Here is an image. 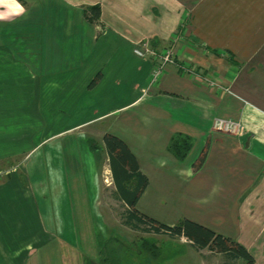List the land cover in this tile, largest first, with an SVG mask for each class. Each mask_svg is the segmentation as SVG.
Returning a JSON list of instances; mask_svg holds the SVG:
<instances>
[{"label": "crops", "instance_id": "0c3cea01", "mask_svg": "<svg viewBox=\"0 0 264 264\" xmlns=\"http://www.w3.org/2000/svg\"><path fill=\"white\" fill-rule=\"evenodd\" d=\"M95 3L100 17L91 22L83 7ZM0 12L6 17L0 20V162L17 159L23 146L31 145L26 157L43 141L74 133L94 169L86 167V176L98 181L95 207L100 212L117 200L126 210L114 185L110 196L101 187L95 161L100 152L108 161L102 136L114 134L148 179L139 212L158 220L141 203L151 185L158 196L173 186L188 211L184 218L236 240L253 264H264V0H5ZM175 36V61L196 66L224 89L174 64L152 81L154 61L136 56L135 44L149 40L162 50ZM217 118L239 122V132L214 129ZM36 131L49 133L30 144ZM176 133L192 143L183 160L166 149ZM97 136L92 148L89 141ZM59 186L55 195L64 206L55 204L70 210L73 200ZM79 193L89 196L85 189ZM48 221L35 192L9 171L0 183V264H153L160 258L140 249H105L108 237L86 254L70 236L54 233L65 222L52 213ZM167 238L189 245L195 264L222 261L184 237ZM214 256L219 262H209Z\"/></svg>", "mask_w": 264, "mask_h": 264}, {"label": "rangeland", "instance_id": "374dc122", "mask_svg": "<svg viewBox=\"0 0 264 264\" xmlns=\"http://www.w3.org/2000/svg\"><path fill=\"white\" fill-rule=\"evenodd\" d=\"M88 6L90 5H85L83 7L84 14L85 8ZM88 14L90 15V13ZM97 21H99V19ZM143 41H147L149 45L153 47L149 40ZM148 59L154 61L152 58ZM176 63L183 64L180 62ZM200 75L209 77L208 75L201 74V72ZM214 81H216L221 87L209 85L207 81H205V83L212 87L224 89L217 78L214 79ZM48 133L49 132L45 131H36L33 138H29L26 141L30 144L40 142L48 135ZM85 140L86 142L89 141L88 138ZM99 141V136H97L94 137L93 140H90L89 144L93 148L96 146H93L92 143L96 145ZM78 143L79 139L76 134L71 133L66 136H61L58 139L43 141L36 150L30 152L26 157L25 155L27 151L31 149V145L21 147L20 150L22 151V154H19L17 159L10 162H0V183L5 180L9 171L17 173L20 182L35 192L37 203L45 223L50 225L48 221V213H52L58 222H65L62 226L54 228V233L57 235L70 236L72 240H74L75 245L86 254L87 251L97 249V245L101 238L108 237L104 241L103 247H108V250L113 252L117 251L115 249L117 245L115 239H118L121 245H119V250L117 252H124L127 250L139 251L138 249H140L145 250L149 254L148 257L150 256L153 258L160 253V258H158V261L153 264H195L196 257L192 254L194 250H192L189 245L181 244L179 243L180 241L176 239L167 238L168 236L165 234H147L140 230H133L125 225L123 217L124 209L119 201H111L109 207L101 205L104 210L100 212L98 211L94 205V189L95 186H97L95 183L98 181L97 178L94 180L86 176L84 171L86 167H88L87 171L90 172L94 169L89 166L90 163L87 161L89 160V157L87 156L86 160L85 155L80 153ZM5 151H7V149H5ZM96 153H99V151H96ZM100 153V157H98L99 154H97L98 156L95 158L96 164L98 163L97 165H99L100 169H98L100 184L105 191L108 192L109 190L108 195L110 196V193L113 190V183L110 178L108 161L102 152ZM57 174H61L63 178L61 177V180H58V177L57 179L54 178V175L57 176ZM59 184L61 187L63 185V189L68 194V199L73 200V208L70 204V210H66L65 208L64 210H60L55 204L58 203L60 207V204H63L60 197L55 195L56 190L60 191L62 189ZM83 189H85L89 196L80 195L81 192L79 195H75L76 190L79 192V190ZM163 191V195L158 196L155 185H151L148 189L149 194L144 201H142L143 203H141V206L147 211L148 215L157 218L165 224L173 225L180 219H183L188 211L185 210V205L177 200L178 194L177 192L175 193L173 186L166 187ZM45 192L50 194L48 201L44 200ZM103 194L104 193L100 195V198ZM75 198H79V203L75 201ZM103 198L105 199V197ZM106 201H108V199ZM47 204L48 206L51 204L53 207L51 212L46 210ZM101 204H103V202ZM62 206H64V204ZM66 222L67 224H70V226H66ZM142 236L143 239L141 240ZM144 239L154 242L158 250L154 251L153 248L146 249V246L144 244L142 245ZM184 242L186 241H182V243ZM82 247H84V250ZM205 252L207 251H204V254ZM210 261L219 262V258L214 256L212 260L209 259V262Z\"/></svg>", "mask_w": 264, "mask_h": 264}, {"label": "trees", "instance_id": "16d2710c", "mask_svg": "<svg viewBox=\"0 0 264 264\" xmlns=\"http://www.w3.org/2000/svg\"><path fill=\"white\" fill-rule=\"evenodd\" d=\"M85 17L88 21H97L100 17L99 4L86 7ZM98 77L99 74L96 75L91 83L95 82ZM102 142L107 151L108 165L115 193L118 199L123 200L128 206L123 212L125 225L133 230H140L147 234L184 237L197 250L208 249L213 253L220 254L222 257L220 264L254 263V257L241 243L209 227L188 218L180 219L177 223L168 225L139 212L136 209V203L147 186V177L140 171L135 155L121 138L111 133H105L102 136ZM92 145L95 146L94 143ZM191 145V140L187 135L176 133L170 137L166 149L177 160H183L188 155ZM203 161L204 155H201L197 165H201ZM115 240L117 244L115 249L118 251L121 243L118 239ZM143 244L146 249L153 248L154 251L158 250L155 243L148 239H144Z\"/></svg>", "mask_w": 264, "mask_h": 264}, {"label": "built area", "instance_id": "2783aa9c", "mask_svg": "<svg viewBox=\"0 0 264 264\" xmlns=\"http://www.w3.org/2000/svg\"><path fill=\"white\" fill-rule=\"evenodd\" d=\"M178 39L177 36L172 38V43L166 47V49L158 50L149 45L147 41H142L140 43H136L133 48V53L142 58H152L155 61V67L152 69V81H154L159 73L165 70L168 64H175L183 74H187L190 76L199 77L200 81H207L209 85L219 86V84L206 76H200L198 73L196 66L190 64H179L174 61L175 52L173 46L175 45V41ZM221 87V86H219ZM223 89V88H222ZM214 129L223 130L227 132L238 133L240 126L239 122L232 120H224L217 118L214 121Z\"/></svg>", "mask_w": 264, "mask_h": 264}, {"label": "clouds", "instance_id": "9594fccd", "mask_svg": "<svg viewBox=\"0 0 264 264\" xmlns=\"http://www.w3.org/2000/svg\"><path fill=\"white\" fill-rule=\"evenodd\" d=\"M13 2L15 3V0H13ZM4 3H5V0H0V4H4ZM15 6H16L17 8H21V10H22V6L19 5L18 3L15 4ZM14 14H18V13H14ZM5 18H6V17H5V13L0 12V20L5 19Z\"/></svg>", "mask_w": 264, "mask_h": 264}]
</instances>
